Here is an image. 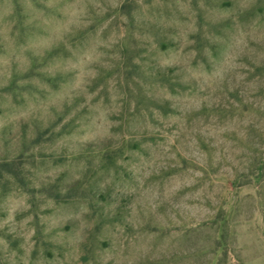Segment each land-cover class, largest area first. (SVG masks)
<instances>
[{
	"label": "rangeland",
	"instance_id": "rangeland-1",
	"mask_svg": "<svg viewBox=\"0 0 264 264\" xmlns=\"http://www.w3.org/2000/svg\"><path fill=\"white\" fill-rule=\"evenodd\" d=\"M256 1L0 0V264H264Z\"/></svg>",
	"mask_w": 264,
	"mask_h": 264
},
{
	"label": "trees",
	"instance_id": "trees-1",
	"mask_svg": "<svg viewBox=\"0 0 264 264\" xmlns=\"http://www.w3.org/2000/svg\"><path fill=\"white\" fill-rule=\"evenodd\" d=\"M263 2V0H257L253 6L252 9L248 10L246 9V12L250 14V11H254L257 10V8L261 9V3ZM125 5V4H124ZM259 5V6H258ZM245 11V10H243ZM130 11L128 10L129 13ZM160 38H157V41L159 42V44L161 46L166 45L164 36H162V34L158 33ZM201 36H199L197 38V43H198V50L200 52H203L204 50V43L203 41L201 42L199 40ZM158 77H160L159 79L168 85L169 88L171 89H175V87L178 86H182L183 85V81L180 80V78L178 77V75H173L171 71H162V72H157ZM158 105V104H157ZM160 105V104H159ZM51 128H46L43 130H39L37 132L36 137L32 140L33 143H40L41 141L47 139H51L52 136L50 135L49 138H44V135L47 132H50ZM53 133V132H52ZM121 148L118 149L114 154L110 153L107 154L106 160L109 162H115L118 158L119 155H121ZM262 168H263V162H256L255 164V169H256V175H259L262 172ZM13 179L18 183H22V181H24V178L22 177V168L20 167V164L16 163V160H0V180H9V179ZM30 188H28L29 192L31 193V198L35 197V192H39L41 194H43L45 197H51L56 201H61V200H69V199H73V198H81L86 200L89 204H94L95 200L97 199V197L95 196V193L89 189L87 186H83V184L81 182H74L70 185H68V187H66L65 191L61 190V186L59 184V182L54 181V182H47V183H42L38 188H35V186H29ZM36 205L33 202V206Z\"/></svg>",
	"mask_w": 264,
	"mask_h": 264
}]
</instances>
